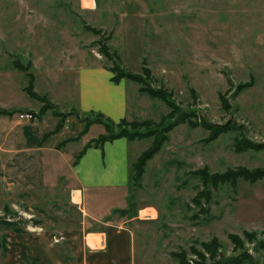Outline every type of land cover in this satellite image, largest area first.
I'll return each instance as SVG.
<instances>
[{"label": "rangeland", "instance_id": "rangeland-1", "mask_svg": "<svg viewBox=\"0 0 264 264\" xmlns=\"http://www.w3.org/2000/svg\"><path fill=\"white\" fill-rule=\"evenodd\" d=\"M141 57L152 70L149 85L167 98L170 93L178 109L141 92L143 84L127 78L134 86L129 95L134 115L125 119L150 120L139 129L155 133L132 139V165L143 152L156 149L142 175L129 181L128 195L119 199L125 205L108 216L130 231L131 248L121 264H180L174 254L182 251L190 264H200L199 252L213 263L245 251L264 264V249H258L264 246V178L209 184L196 200L205 186L193 173L204 166L211 173L264 168V148L237 150L244 139L264 142V0H0V102L6 96L2 90L10 86L37 107L28 112L30 118H19L21 123L50 130L60 125V108L48 107L50 98L42 93L47 86L58 93L62 85L75 91L78 66L102 63L141 72ZM16 60L33 73L34 91L42 100L23 91L29 80ZM241 84L247 85L240 89ZM66 114L65 134L53 135L50 142L83 128L80 113ZM207 122L232 127L215 133ZM82 147L72 142L67 150ZM22 158L0 154V264H22L31 238L44 233L55 244L57 264H78L77 252L62 241V233L82 226L65 179L46 186L35 168L21 167ZM124 208L129 214L123 215ZM149 211L154 218L144 217ZM94 230V222L86 226ZM245 231L256 234L252 241ZM89 237L91 246L100 247V234ZM213 239L219 245L211 255L203 242ZM35 240L40 245V238Z\"/></svg>", "mask_w": 264, "mask_h": 264}, {"label": "crops", "instance_id": "crops-1", "mask_svg": "<svg viewBox=\"0 0 264 264\" xmlns=\"http://www.w3.org/2000/svg\"><path fill=\"white\" fill-rule=\"evenodd\" d=\"M99 64L91 66L86 64L74 70L75 91L66 89L67 86L62 85L61 91L57 93L54 87L47 86L42 94L48 96L50 101L64 113L77 112L83 116L94 112L114 122L124 118L132 120L130 116L134 113L130 111L129 95L130 89L134 86L125 78L114 81L112 68ZM140 64L144 65L142 57ZM12 89L10 86H5L2 90L6 96L0 102V109L17 110V112L0 113L2 124L0 154L22 155L21 167L27 168L26 165L29 164L28 166L31 167L28 169L33 172L35 168L46 186H56L60 177L65 179V191L71 192V200L81 211L82 226L78 230L67 231L66 235L62 233V241L66 240L67 242L64 243L77 252L78 264H121L131 248L130 231L120 223V225L116 224L118 221L109 220L108 216L112 214L114 208H122L121 205H125L119 199L123 195L124 197L128 195L130 167L134 162L131 159L132 143L135 141L121 137L107 141L102 146H90L85 149L90 139L105 132V126L96 122L85 131L86 122L80 118L79 121L84 126L76 136L50 142L53 135L65 134L64 126L60 127L57 122L58 124L56 123L50 130L47 125L44 127L42 124V126H33L25 122L21 123L19 114L30 112L32 111L30 109L37 107L25 100L22 90L17 93ZM71 91L74 92L73 96ZM137 113L139 114L140 111ZM95 129L98 130V135H90ZM72 142H80L83 147L75 152H69L67 146ZM78 156L80 157L75 163ZM33 160L35 162H32ZM78 197L80 200L76 199ZM92 222L95 223V230L86 231V226H90ZM109 231L112 232V237L109 236ZM90 234L101 235L100 247L90 245L93 243L90 237L88 238ZM44 235L31 238L33 245L26 249L25 257L31 256L40 264H57V255L52 252L55 244L47 233ZM38 238L40 245L35 242Z\"/></svg>", "mask_w": 264, "mask_h": 264}, {"label": "trees", "instance_id": "trees-1", "mask_svg": "<svg viewBox=\"0 0 264 264\" xmlns=\"http://www.w3.org/2000/svg\"><path fill=\"white\" fill-rule=\"evenodd\" d=\"M105 52H107V50ZM107 55H108V52H107ZM14 65L17 66L18 68H20L22 71H25L27 76H28V80H29L28 84L24 87V90L26 91V93L28 95L34 97V98L42 100L43 96L34 91V80H35V78L33 77V73L28 71V69H27V67H25V65L20 64V60H16L14 62ZM112 71L116 72V74L113 76L114 81L117 82L123 78H125V79L131 78L132 80H136V81L140 82L141 84H143V87H141V89H140L141 92L148 93L149 95L154 96V97H158V98L161 97L163 99H166L174 109H178L175 107L174 100L169 98V96L171 97L170 93L168 94V98H167L163 94L162 89L159 90L156 88H152L149 85L148 81L150 82L152 80V70L149 67H147L145 59H144V65L142 67L141 72L125 71V70L121 69V66L119 67L116 65L112 66ZM246 85L247 84H241L239 86V88L242 86L244 88ZM44 98L48 99V96L44 95ZM45 105L47 106V104H45ZM50 106L56 107V105L53 102H51V104H49L48 107H50ZM43 109H44V107H43ZM15 112H17V110H10L9 111V110H5V109H0V113H2V114H4V113L15 114ZM57 112L62 118L60 121V125L63 126L68 114H66L62 111H57ZM169 117H170V113H169V115L162 117L161 124L163 123L164 120H166ZM81 120L86 122L85 131H88L90 125L93 123H96V122L102 123L106 127V132L99 135L97 138H94L93 140L89 141L88 144L86 145L85 149L87 147H90V146H102L107 141H111V140L121 138V137H126L129 140H132V139H136V138H143L148 134H155L151 130L142 131L141 129H139V128H141V126L144 127V126L150 124L151 123L150 120H139V121L136 120V121H132V123H131L124 118V119L120 120L119 122H114V121L110 120L109 118H106L105 116H103L101 114L94 113V112L81 116ZM207 123H208L209 128L215 129L214 130L215 133H216V131H217V133L225 132L232 127V126L227 127V126L215 125V124H211L209 122H207ZM170 128H172V125ZM166 130L168 131L169 129L167 128ZM241 143L243 144V146H238L237 150L242 151V150L250 149V148L251 149L264 148V142L258 143V142H254V141H251L248 139H244ZM155 147L150 148V149H148V151L143 152L142 155L137 160V162L134 163L133 165H131L130 181H131V179H134V177L139 178L142 175V173L144 172V166L146 165V162L148 161V159L150 158L152 153L155 151V149H156ZM83 152H84V150L81 152L80 155H82ZM79 157L80 156H78L75 163H77ZM133 173H134V175H133ZM193 173L196 176H199V178L202 180V182L204 183V186H205L204 190L200 191V193L198 192V194L196 195V196H199L196 200H199L201 198L200 195H202L204 193L206 194L207 186L209 184L213 187L217 186L218 184H227V185L233 184L234 185V184L238 183L239 179H244V180H247L251 183H255V182L264 178V168H247L244 166H239L237 168L227 169L225 172H216V173H211L209 170V166H204L203 168H200L196 171H193ZM208 199H209V196H208ZM201 210H205L204 206L201 207ZM123 212H124L123 215L129 214L128 208H124ZM5 222L8 225L12 224L11 222H9L7 220ZM245 233H246V236L249 239H251V241H252V239H254V237L256 235L254 232L245 231ZM233 237H234V241L236 242L237 245H239V246L243 245L242 242L241 243L238 242L236 235L235 236L233 235ZM3 239L4 240L1 243L4 246V249H6V247H7L6 237H4ZM263 243H264V240H263ZM203 245H204L205 249L208 252H210L211 255L217 254V251H218L217 246L219 245V242L217 240L213 239L211 241H205V242H203ZM258 249H264V246H263V248H258ZM174 255L175 256L178 255L180 257L179 258L180 264H190L188 262V259H186L185 251H182L181 253H175ZM198 255L201 258L199 260L200 264H239V263H242L243 261H249L250 264H257L256 261L252 258L251 254L246 252V251L243 252L242 256H240V257L220 258V259H216L213 263H208L206 261V255L204 252H199ZM22 264H40V263L37 260H35L33 257L27 256L24 259V261L22 262Z\"/></svg>", "mask_w": 264, "mask_h": 264}, {"label": "built area", "instance_id": "built-area-1", "mask_svg": "<svg viewBox=\"0 0 264 264\" xmlns=\"http://www.w3.org/2000/svg\"><path fill=\"white\" fill-rule=\"evenodd\" d=\"M30 114L28 112H22L19 114V118L20 119H26V118H30ZM80 206V205H79ZM142 217V215H140ZM144 217L146 218H154V213L152 211H149L147 213L144 214Z\"/></svg>", "mask_w": 264, "mask_h": 264}, {"label": "bare ground", "instance_id": "bare-ground-1", "mask_svg": "<svg viewBox=\"0 0 264 264\" xmlns=\"http://www.w3.org/2000/svg\"><path fill=\"white\" fill-rule=\"evenodd\" d=\"M91 238H92V237H90V241H91ZM94 241H95V240H94ZM92 242H93V241H92Z\"/></svg>", "mask_w": 264, "mask_h": 264}, {"label": "water", "instance_id": "water-1", "mask_svg": "<svg viewBox=\"0 0 264 264\" xmlns=\"http://www.w3.org/2000/svg\"><path fill=\"white\" fill-rule=\"evenodd\" d=\"M230 122H231V120L228 123H230Z\"/></svg>", "mask_w": 264, "mask_h": 264}]
</instances>
